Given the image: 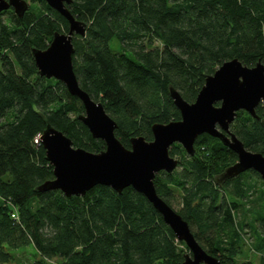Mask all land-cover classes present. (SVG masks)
<instances>
[{
  "label": "trees",
  "instance_id": "obj_1",
  "mask_svg": "<svg viewBox=\"0 0 264 264\" xmlns=\"http://www.w3.org/2000/svg\"><path fill=\"white\" fill-rule=\"evenodd\" d=\"M32 1L23 18L12 9L0 14V264H13L27 247L40 255L34 264L183 263L187 245L132 187L118 194L96 186L72 198L38 191L54 179L43 144L35 143L48 125L76 148L100 153L106 145L79 119L83 103L39 75L33 50L68 33L69 22ZM68 7L88 27L73 40L79 83L117 122L129 149L134 137L152 141L154 124L181 120L170 88L193 103L225 62L264 64V0H73ZM257 115L240 111L230 129L264 155L263 105ZM195 149L190 156L178 143L171 147L179 167L157 174V193L172 208L179 196L177 212L221 264H264V181L255 171L224 179L238 156L219 139L201 135ZM245 246L259 263L240 261Z\"/></svg>",
  "mask_w": 264,
  "mask_h": 264
},
{
  "label": "water",
  "instance_id": "obj_2",
  "mask_svg": "<svg viewBox=\"0 0 264 264\" xmlns=\"http://www.w3.org/2000/svg\"><path fill=\"white\" fill-rule=\"evenodd\" d=\"M43 1L69 22V32H56L47 49L33 50L38 73L46 79L60 81L72 96L83 103L85 114L79 119L94 139L105 142L106 149L93 153L76 148L65 133L48 125L42 135V144L47 161L53 167L54 179L41 184L38 191L58 190L72 198L84 197L96 186L110 187L118 194L132 187L149 200L178 240L189 248L190 252L181 264H221L217 257L201 246L189 223L159 196L155 179L160 172L172 174L179 167V159L170 154L174 144L182 145L190 156H194L197 138L207 134L219 139L238 156V161L226 170L224 179L255 171L264 181V155L248 150L230 129L240 111L258 118L257 109L264 106V64L258 62L248 67L237 58L225 62L207 77L193 103L170 88L181 120L154 124L153 140L134 137L129 149L116 135L117 122L101 102L95 101L81 87L75 73L73 40L76 35L86 36L87 24L71 13L68 6L73 0ZM29 7L27 0H0V14L12 9L19 18H23Z\"/></svg>",
  "mask_w": 264,
  "mask_h": 264
},
{
  "label": "rangeland",
  "instance_id": "obj_3",
  "mask_svg": "<svg viewBox=\"0 0 264 264\" xmlns=\"http://www.w3.org/2000/svg\"><path fill=\"white\" fill-rule=\"evenodd\" d=\"M27 2L30 5L31 4L34 5V2L32 0H27ZM29 9H30V7H29ZM175 158H177V157H175ZM254 178H256V177H254ZM258 188L264 190V186L261 184L260 181L258 183ZM173 208L176 211H179V209L181 208V200H180L179 196L177 197V199H175V201L173 203ZM246 233H247L246 234V237L249 238V239L251 238V241L250 242L254 241L253 233H251V231L248 228L246 229ZM189 252H190V250H189ZM243 252H244L243 255L239 258L241 262L244 261V260H246V259L253 260L256 263H259L260 262V254H254V253H252L249 250V247L248 246L247 247L245 246L243 248ZM16 257L17 258H16L15 262H13V264H34L35 261L40 258V255H37L35 253L33 247H27V249H24V250H21V251L16 252ZM58 262H59V260H55L54 261V263H58Z\"/></svg>",
  "mask_w": 264,
  "mask_h": 264
},
{
  "label": "built area",
  "instance_id": "obj_4",
  "mask_svg": "<svg viewBox=\"0 0 264 264\" xmlns=\"http://www.w3.org/2000/svg\"><path fill=\"white\" fill-rule=\"evenodd\" d=\"M35 143L36 144H41L42 143V134H39L36 138H35ZM13 218H17L16 214L13 213L12 215Z\"/></svg>",
  "mask_w": 264,
  "mask_h": 264
}]
</instances>
